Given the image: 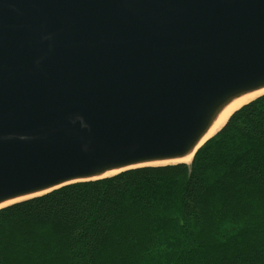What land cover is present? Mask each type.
I'll return each mask as SVG.
<instances>
[{
    "label": "water",
    "instance_id": "water-1",
    "mask_svg": "<svg viewBox=\"0 0 264 264\" xmlns=\"http://www.w3.org/2000/svg\"><path fill=\"white\" fill-rule=\"evenodd\" d=\"M262 90L264 0H0V210L186 164Z\"/></svg>",
    "mask_w": 264,
    "mask_h": 264
},
{
    "label": "trees",
    "instance_id": "trees-1",
    "mask_svg": "<svg viewBox=\"0 0 264 264\" xmlns=\"http://www.w3.org/2000/svg\"><path fill=\"white\" fill-rule=\"evenodd\" d=\"M194 158L0 210V264H193L190 251L199 264H264V96ZM225 220L233 234L218 237ZM164 247L179 257L153 261Z\"/></svg>",
    "mask_w": 264,
    "mask_h": 264
},
{
    "label": "bare ground",
    "instance_id": "bare-ground-1",
    "mask_svg": "<svg viewBox=\"0 0 264 264\" xmlns=\"http://www.w3.org/2000/svg\"><path fill=\"white\" fill-rule=\"evenodd\" d=\"M261 95H264V90L259 91L258 93L250 94L247 95V97H243L242 99L236 100L233 104L228 106L224 113L219 117V119L216 121L217 123L215 124L213 130L209 133L210 135L206 138L210 139L214 137V135L219 132L227 123V121L231 118V116L238 111L241 107L248 105V103L258 99ZM193 158H187L184 160H181L180 162H173V163H181L184 162L186 164H190L192 162Z\"/></svg>",
    "mask_w": 264,
    "mask_h": 264
},
{
    "label": "rangeland",
    "instance_id": "rangeland-1",
    "mask_svg": "<svg viewBox=\"0 0 264 264\" xmlns=\"http://www.w3.org/2000/svg\"><path fill=\"white\" fill-rule=\"evenodd\" d=\"M226 221V220H225ZM220 223V222H219ZM260 224H264L263 222H259ZM232 225H233V223H229V221H226V222H221L220 224H218V226H216V228H219V235H218V237L219 236H221V235H223L224 234V231H225V228H227V230L228 231H230V233H229V235L230 234H233V231H231L232 230ZM248 225H252V223L250 222V224H248ZM234 226V225H233ZM253 226V225H252ZM216 228L214 227L213 229H212V232L214 233V236L216 235ZM231 228V229H230ZM258 230H264V225H260L259 226V229ZM259 232L260 231H258V232H253L252 234L253 235H250V236H255V235H258L259 234ZM213 233H211V234H213ZM213 235L210 237V238H212V237H214ZM249 237V236H248ZM214 239V238H213ZM213 241H215V240H213ZM191 249H193V246L192 245H188ZM172 251V248H168V247H164V250H163V254L161 255V256H157V258H155V259H153V261H155V262H157V261H162V260H167V258H168V260L169 259H173V258H177V257H179L177 254L176 255H174L172 258H169L168 257V254H169V256L171 255V252ZM198 253V252H197ZM197 254L196 253H192L191 251L186 255V258L187 259H191V263H193V264H199V262H198V259L195 257ZM198 255H199V253H198Z\"/></svg>",
    "mask_w": 264,
    "mask_h": 264
}]
</instances>
